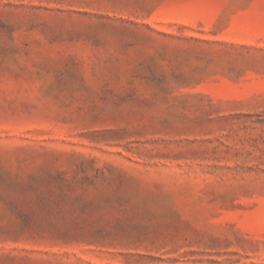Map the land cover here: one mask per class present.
I'll use <instances>...</instances> for the list:
<instances>
[{"label": "rangeland", "instance_id": "obj_1", "mask_svg": "<svg viewBox=\"0 0 264 264\" xmlns=\"http://www.w3.org/2000/svg\"><path fill=\"white\" fill-rule=\"evenodd\" d=\"M0 264H264V0H0Z\"/></svg>", "mask_w": 264, "mask_h": 264}]
</instances>
